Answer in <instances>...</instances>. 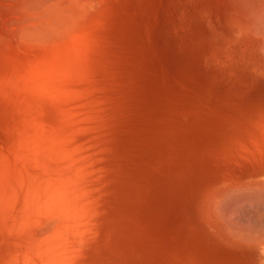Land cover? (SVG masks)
I'll list each match as a JSON object with an SVG mask.
<instances>
[{
  "label": "bare ground",
  "instance_id": "1",
  "mask_svg": "<svg viewBox=\"0 0 264 264\" xmlns=\"http://www.w3.org/2000/svg\"><path fill=\"white\" fill-rule=\"evenodd\" d=\"M107 3L108 0H0V101L4 99L6 103H3L6 107L7 102L11 100L9 113L11 114L13 111L17 113V119H12V115H10L13 128L11 129L8 124L10 129L4 130L7 133V138H0V264H98L93 255L97 249L103 250L107 246L109 238L107 234L105 235L107 237L104 236L105 229L108 228V225H112L117 217L113 216L114 214L111 215L113 212L111 197L113 195L108 196L111 189L110 186H107L108 190L110 189L107 190L105 179L112 170L108 167L115 163L113 161L116 157V143L121 141L120 138L116 141L118 139L116 132L119 130L116 128H120V125H115L116 114L110 115V112L116 110L117 105L122 107L120 104L115 105L120 90L116 88L109 76L111 64L107 60L109 56L106 57L107 29L104 25V20L107 17L100 19V13L106 8ZM198 3H200L198 7L201 10L206 9L211 15L210 17L214 21L213 27L221 32L219 40L222 37L227 39L224 49H238L243 53L241 58H247L256 70L264 73V0H198ZM145 13L147 15V11ZM131 22L133 23V21ZM228 31L231 32L230 38L226 34ZM257 42L258 47L255 45ZM125 96L129 98V95ZM124 100L122 98L118 101ZM126 100L131 102L130 99ZM125 102L127 101L123 102L125 105L123 106L130 109L129 103L125 104ZM262 107H255V113L250 115L247 122L242 123L244 127L252 128L249 133H246L247 128L244 129L246 136L252 137L247 136L250 141L245 137L250 143L253 142L252 145H249L250 147L247 145L249 142L243 138L245 133L242 138L239 136L242 134L241 131H244L243 129L238 131L241 132L240 134L231 132H237L238 129H230L229 132L226 130L232 137L238 134L239 137L236 135L234 138L238 137L239 142V138L244 139V145L241 144L243 142L241 140L237 147V143H231L235 139L230 138L231 135L228 136L232 139L229 143L237 147V150L234 149V151L239 152H237L239 157L235 158L236 166L241 167L240 173H249L250 178L244 179L245 182L230 184L229 188L221 193V197L218 193L219 197L215 196V198H224V204L220 211L224 218L226 215L234 220L236 227H231L228 230H233L235 236L240 240L257 245L259 252L264 257V228L258 226L255 229L253 226L252 229L245 228L241 226V223V225L237 223L239 217L242 218L243 215L240 213L241 205L249 206L248 209L250 207L258 208L259 205L264 206V104ZM120 112L118 110L120 116L126 119L124 118L125 112L123 114ZM130 112L132 111L130 110ZM252 115L257 117L255 121L251 120ZM118 122H116L117 125ZM169 130L172 129L169 128ZM168 132L170 131L167 130L166 134ZM173 133L174 129L170 135L168 134L169 137H173ZM118 134L120 136V133ZM128 137L131 139L134 136ZM229 138L226 137L227 141L224 138L219 141L223 144L226 141L228 146H225L228 148ZM237 139L233 142H238ZM144 141L142 142L144 143ZM157 141L159 142V140ZM153 143L155 144V142ZM126 145L128 146V143ZM230 147L228 152L232 150ZM124 148L123 150H126V147ZM218 148L221 149L220 145ZM211 149L213 150V148ZM132 151L134 152L135 149ZM221 151L220 153L227 155V151ZM214 152H216V145ZM235 152H232L231 155ZM215 154L217 155V153ZM215 154L211 157H215ZM218 156L215 157L217 158L215 162L217 163L219 159V163H217L219 166L224 155L223 158H218ZM225 157L230 158V154ZM125 159L130 158L125 157ZM232 160L234 161V158ZM115 161L118 163L119 160ZM226 161L228 160H223L224 164ZM229 162H232L231 159ZM119 164L122 165L121 162ZM229 164L231 165V163ZM217 167L216 170L219 169ZM226 170L228 172L231 169L227 168ZM107 171L109 173L105 175ZM122 171L126 172V170ZM221 171L222 173L226 172L221 169L220 174ZM227 172L226 175L223 174L225 176L231 174V171ZM216 173L213 172L212 175L214 176ZM247 173L246 175H248ZM104 175L105 178H103ZM236 176L235 178H237ZM257 176L262 178H257ZM186 180L188 179L186 178ZM169 183L172 185L171 181ZM127 195L128 193L125 196ZM126 199L123 201H127ZM116 202L115 204H117ZM154 202H156V198ZM216 202L214 203L215 207ZM126 203L130 205L129 201ZM123 206L127 207V210H133L132 208L128 209L126 204ZM133 208L136 210L134 212H138L136 207ZM241 208L244 210V205ZM156 212L158 211L156 210ZM155 214L152 216H156ZM112 216L116 218L113 219ZM126 216L128 217V215ZM261 218L263 217L261 216ZM247 219H245L246 222ZM118 220L120 217L115 221ZM229 220L225 219L224 221ZM249 221L251 220L249 219ZM121 224L122 222L119 227ZM120 228L122 229V226ZM231 236L233 237L234 234ZM235 236L234 238H236ZM178 247L180 248V246ZM96 258L99 259V257Z\"/></svg>",
  "mask_w": 264,
  "mask_h": 264
},
{
  "label": "rangeland",
  "instance_id": "2",
  "mask_svg": "<svg viewBox=\"0 0 264 264\" xmlns=\"http://www.w3.org/2000/svg\"><path fill=\"white\" fill-rule=\"evenodd\" d=\"M131 1L108 0L106 8L100 13V19L107 17L104 20L107 29L105 38L106 57L109 56L107 60L111 64L110 70L113 73L112 75L109 71V76L116 88L120 90L115 105L120 104L125 108L123 102L127 101L129 104L127 102L125 104L127 103L130 109L126 106L127 108L123 111L126 119H123L118 113V110L119 112L123 110L119 105H117L116 110L110 112V115L112 113L116 114L115 125H120V128L115 126L116 129H119L116 132V138H118L116 141L119 138L121 141L116 143L115 156L117 158L114 157L115 160L119 161L117 163L114 160L115 163L110 164L108 168L115 170L113 172L107 169L110 173L109 171L105 173V175L109 173L105 181L107 182L106 188L110 186L111 189L108 196H114L111 197V205H114L111 207L113 209L111 215L114 214L113 216L117 217L112 216L113 219L120 217V220L115 221L116 219H114V223L108 225V228L105 229L104 236L107 234L109 238L107 239L106 249H97L93 255L94 258L98 264H264V257L259 252L257 245H251L240 240L235 236L233 230H228L231 227H236L234 220L228 216L226 217V215L224 218L220 211L224 204V198H215L218 193L221 197V193L226 191L230 184L245 182L250 178L249 173L246 172L248 175L240 173L241 167L236 166L235 158L239 156L238 151H235L241 140L243 141L241 144L244 145L245 137L249 136H246V133H249V130L252 129L244 127L242 123L247 122L250 115L255 113L257 106L263 108L264 73L256 70L247 58H241L243 53L239 52L238 49H224L227 39L222 37L219 40L221 32L213 27L214 21L208 11L206 9L201 10L198 7L200 4L198 0ZM226 34L230 38L231 32L228 31ZM255 45L258 47V42ZM150 46L154 49H151ZM124 64L128 65H126L127 68ZM127 92L128 94H125ZM123 94L129 95V98L123 96ZM121 97L125 100L118 101L122 99ZM126 99H130L131 102ZM10 101L7 102L6 107L4 105L6 101L4 102V99L0 101L1 139L7 138L5 129L13 128L10 115H12V119L17 117V113L13 110L11 114L9 113ZM119 107L122 109L120 110ZM137 111L139 112L138 115ZM130 113L131 115H129ZM8 114L9 116H7ZM255 118L257 119L252 115L251 120L255 121ZM7 121L9 122L7 123ZM117 121L120 124L118 122L117 125ZM2 125L3 128H6L3 129ZM169 128L174 129L173 137L170 136L171 139L169 135L172 130H169ZM245 128H247V132L244 130ZM230 129H238L237 132H231L233 134L242 132L239 136L242 138L245 135L244 139L239 138V142L237 139L238 134H235V136H238L237 138L232 137L231 134V136L228 135ZM242 129L244 131L238 132ZM167 130L170 131L168 132L169 135L166 134ZM142 131L143 133H141ZM154 132L159 135H155ZM118 133H120V136ZM243 133L245 134L243 135ZM128 136L134 137L130 139ZM228 136L234 138L233 141L238 140L239 143L231 142L233 144L237 143V147L229 143L232 139ZM226 137L230 139L227 142L229 147L231 145L230 149L232 148L230 152H235L237 156L235 153L231 155L232 152H228L229 147H226L228 146L226 145ZM223 138L226 140L225 144L219 141ZM133 140L135 145L132 143ZM126 143H128V146ZM249 143H247L248 146L252 145L253 142ZM215 145L216 152H214ZM217 145L218 147L220 145L221 149ZM222 145L226 146L221 147ZM124 147H126V150H123ZM133 149H135L134 152ZM234 149L236 150L234 151ZM211 150L214 154L219 155L218 158L224 157L223 160H228L226 164L220 158L222 163L220 162L218 166L219 159L216 163L217 158L215 157L217 155L211 157L214 155L213 153L210 154ZM220 150H222L221 152L227 151V155H225L226 153H220ZM228 153L230 158L225 157L229 156ZM234 155L235 157H233ZM122 157L124 161L120 159ZM125 157L130 159L126 160ZM227 158L231 159L232 162H229ZM120 162L122 165L119 164ZM217 166L219 169L216 170ZM227 168L231 169L228 170V172L231 171V174L225 176ZM221 169L226 171H223L225 175L222 171L221 174L219 173ZM122 170H126V172ZM232 170L235 172H232ZM213 172L216 173L214 176L212 175ZM218 173L219 176H217ZM105 175L103 178H105ZM221 175L225 177H221ZM228 177L231 179L229 180ZM186 178L188 179L187 182L185 181ZM257 178L262 177L257 176ZM244 179L246 180L244 181ZM170 181L172 185H170ZM102 185L105 190L103 181ZM126 192L128 197L125 196ZM138 193L141 194L137 195ZM122 194L123 196H121ZM155 198L156 202H154ZM210 198H212V201ZM125 199L127 201L124 202ZM128 201L130 205L126 203ZM214 201L217 203L216 207ZM146 203L148 206H146ZM122 204H126L128 209L132 208L133 210H127V207ZM243 205L244 210L241 208ZM243 205L240 207V210H242L240 213L243 215L242 218L239 217L240 220L238 219L237 223H241L242 225H240L245 228L252 229L254 227L253 229H255L257 226L264 228V206L259 205L258 208L250 207L248 209L249 206ZM133 207H136L138 212H134L136 210ZM252 208L253 210H251ZM257 210L258 212H256ZM126 211L128 214L125 213ZM153 213H156L157 217L152 216ZM165 217L166 219H164ZM218 218L220 219L217 220ZM223 219H230L231 221L226 222ZM245 219H247V222ZM121 222L124 231L120 228L121 226L119 227ZM176 234L179 235L176 236ZM231 234H234L239 240L234 236L232 237ZM96 257H99L100 260Z\"/></svg>",
  "mask_w": 264,
  "mask_h": 264
}]
</instances>
